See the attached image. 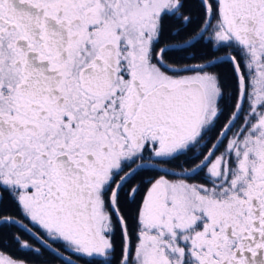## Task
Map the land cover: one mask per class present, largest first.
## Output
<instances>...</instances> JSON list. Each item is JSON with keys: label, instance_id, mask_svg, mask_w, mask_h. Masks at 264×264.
Instances as JSON below:
<instances>
[{"label": "snow or ice", "instance_id": "snow-or-ice-1", "mask_svg": "<svg viewBox=\"0 0 264 264\" xmlns=\"http://www.w3.org/2000/svg\"><path fill=\"white\" fill-rule=\"evenodd\" d=\"M9 243L31 259L0 264H264V0H0Z\"/></svg>", "mask_w": 264, "mask_h": 264}, {"label": "trees", "instance_id": "trees-1", "mask_svg": "<svg viewBox=\"0 0 264 264\" xmlns=\"http://www.w3.org/2000/svg\"><path fill=\"white\" fill-rule=\"evenodd\" d=\"M221 71H224L223 69H220ZM134 213V209L132 210ZM23 219L22 217L20 218ZM27 224V221H23ZM31 227V225H29ZM35 231V229H33ZM12 231H15L22 240L27 241L28 243L35 244V241L31 239L30 236H28L25 232H23L20 229H12ZM0 251H3L6 255H10L13 258H28L31 259L30 254L26 250H20L19 247L15 243H9L6 247L0 248ZM59 264V262H57Z\"/></svg>", "mask_w": 264, "mask_h": 264}, {"label": "rangeland", "instance_id": "rangeland-1", "mask_svg": "<svg viewBox=\"0 0 264 264\" xmlns=\"http://www.w3.org/2000/svg\"><path fill=\"white\" fill-rule=\"evenodd\" d=\"M26 224V223H25ZM34 231V230H33ZM24 232V231H23ZM26 233V232H25ZM28 235V233H26ZM29 236V235H28Z\"/></svg>", "mask_w": 264, "mask_h": 264}]
</instances>
